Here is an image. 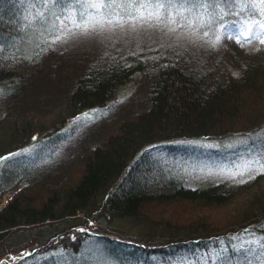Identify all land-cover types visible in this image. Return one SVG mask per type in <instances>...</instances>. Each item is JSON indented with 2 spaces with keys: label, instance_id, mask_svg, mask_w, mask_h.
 Masks as SVG:
<instances>
[{
  "label": "trees",
  "instance_id": "16d2710c",
  "mask_svg": "<svg viewBox=\"0 0 264 264\" xmlns=\"http://www.w3.org/2000/svg\"><path fill=\"white\" fill-rule=\"evenodd\" d=\"M28 4V0H0V91L5 93L2 97L0 93V103L5 98L10 101L6 113L0 116V203L16 189L0 208V259L13 253L26 256L24 260L33 259L51 253L57 246L76 254L90 238L111 248L112 264H155L148 262L154 256H159L163 264H240L241 260L264 264V169L246 171L235 181L213 178L195 185L190 182L194 176L183 178L184 170L154 169L152 156L146 153V147L154 143L211 139L237 130L236 124L247 119L264 100V62L248 66L234 78L212 75L206 66L191 63L176 52L154 60L133 53L131 58H112L72 76V83L56 101L49 90L29 92V72L24 76L15 71L32 65L35 49L28 51L32 44L28 36L42 19L28 17ZM137 77L149 89L148 109L120 124L102 148H93L73 183L64 177H46V172L37 167V159L24 161L19 157L30 140L57 139L70 117L108 104ZM55 82L60 86V80ZM26 83H30L29 90L20 94ZM250 124L243 130L251 131L255 123ZM263 142L252 144L264 153ZM20 180L27 185L15 188ZM36 182L46 185L39 190ZM234 202L236 210L225 212V226L218 224L223 213L216 208ZM153 207L166 212L155 223L158 226L150 224L159 232H148L137 239L103 227L113 221L148 224L147 212ZM89 218L97 225L92 230ZM45 225L50 228L44 229L43 235L30 234L31 243H36L32 248H8L12 233H30ZM57 225L65 226L58 229ZM81 228L90 230L82 232ZM240 232L252 233L259 244L249 240L238 247L222 245L226 238ZM106 233L114 236L109 234L112 238H107ZM95 261L101 263L102 258ZM71 262L77 264L74 259Z\"/></svg>",
  "mask_w": 264,
  "mask_h": 264
},
{
  "label": "rangeland",
  "instance_id": "374dc122",
  "mask_svg": "<svg viewBox=\"0 0 264 264\" xmlns=\"http://www.w3.org/2000/svg\"><path fill=\"white\" fill-rule=\"evenodd\" d=\"M243 2L244 0H238L237 6L232 7L231 11L235 13L239 8V4ZM248 2L252 3L253 0H248ZM255 3L257 5L255 9L245 8L239 15H229V7L223 4L216 11L227 22L246 20L251 24L253 17L264 21V15H262L264 5L259 4V0H255ZM58 6L53 8L49 5L47 8H38L31 3L28 4V17L38 16V13H43L44 15L46 11H49L50 15L48 13V15H44L45 17L43 15L38 16L42 19L38 22L34 32L28 36V42L32 43L29 45L32 48L28 46V51L29 49L30 51L35 49V55L30 58L32 65L26 66L25 64L23 70L15 69L19 75L23 73L25 76L29 72L30 80L32 81L31 87L34 86V88H31L30 83H26V86L23 84V89L18 91L20 94L26 93L29 87V92L32 93L39 90V94H42L49 90L54 93V100L59 101L57 99L63 92L62 90L72 83V76H77L79 73L87 71L90 69V65H97L102 62L107 63L112 58H131L134 55L133 53H136V56L145 55L148 60H154V58L159 56L165 57L166 55L169 57L173 52H176L185 55L187 61L191 63L199 62L201 65L206 66L205 68L212 75L219 76L224 74L234 78L238 77L248 66L264 62V42H262L264 40V29H259L262 33L260 37L251 38L249 36L251 42L242 44L238 43L235 38H227L223 34L222 26L216 23L211 26L205 24L197 30L195 17L187 10H184L182 15L192 20L190 26L187 21L182 20L176 14L175 9L172 10V18L176 22L167 23L164 19L167 15V10L164 9L161 10L162 20L160 23H156L155 20L150 22L126 20L123 26L119 24L106 25L104 30L89 32L86 35L79 33L76 35L69 34L66 37L62 36L61 40L55 41L57 29L60 27V22L55 17L62 14V8ZM52 9L53 11H51ZM119 11L122 16L127 14L124 9ZM208 11L212 12L213 9L209 8ZM76 14L78 17V11ZM205 20H207V17H205ZM64 23L68 24L69 22L65 20ZM73 31L76 30L73 28ZM205 31L208 32L207 36L203 35ZM216 32H220L221 40L213 45L215 40L214 33ZM245 32L247 35L246 29ZM58 79L60 80V86L55 82L59 81ZM0 93L1 97L5 94L1 91ZM6 93L9 95L13 94L12 96L17 94ZM61 101L63 102L62 97ZM9 102V98L1 101L0 116L6 113L9 108ZM149 103V89L145 82L143 80L140 82L137 77L132 83L126 84L123 90L108 104L100 108L81 110L80 113L70 117L63 125L57 139L41 142L44 139L30 138L32 140L29 139L28 147L21 150L19 157H22L21 159L24 161L37 159L39 161L37 167L46 172L44 174L46 177H64L71 184L79 177L78 175L84 167L83 163L91 155L93 148H102L105 141L114 134V130L120 124L134 120L136 116L148 109ZM262 116H264V100L259 107L253 109L249 114L247 118L249 121L244 119L242 123L236 124V132H227L211 139L207 137L200 139L182 138L168 141L167 144L164 142L161 145L154 143L146 147V153L150 152L154 169L160 168L164 170V168L170 167L171 170L175 171L177 169L178 171L184 170L183 178L188 179L191 175L194 176L190 182L195 185H203L206 180L213 178L227 181L233 179L235 181L241 177L243 178L244 174H239L242 171V166L249 162L250 158L255 159L258 154L263 152L257 144H252L255 141L259 142L260 140V143L264 141V117ZM250 123H255L253 129L251 131L243 130L245 129L244 126L251 125ZM39 136L41 135L39 134ZM14 164L17 165L15 162ZM36 183H38L39 190L41 185H46L42 182ZM25 185H27V182L20 180L15 188L24 187ZM13 191L2 198L0 208L10 201L14 194ZM236 202L239 203V201ZM236 202L225 208H216V211L223 213L216 221L218 224L225 226V212L236 210ZM163 211L164 209L162 208H150L147 212L148 224L113 221L107 224L104 223L103 225L106 226L103 227L111 228L128 238L138 239L148 232H159V229L154 226H158L155 223L163 219L161 215L166 213ZM142 216H145V214L142 213ZM88 220L89 228L91 230L94 229L97 225L91 218ZM150 224L154 226H150ZM64 226L57 225L56 228L64 229ZM49 228L50 226L45 225L30 231V233H26L25 230L16 231V233H12L8 248L11 249L14 246H29L32 248L36 243H31L33 240L31 236L33 234L43 235L44 229L47 230ZM89 228H81L79 230L84 232L89 231ZM30 234L32 235L30 236ZM106 234L107 238L108 236L109 238L114 236L111 233ZM71 236L73 240L76 239L74 233ZM249 240H252L251 242L256 245L260 242L252 233L248 232V234H245L240 232L237 235L226 238L222 241V245L226 243L231 247H238V245L248 243ZM83 245L84 247L76 254L65 251L66 248L57 246L50 251L51 253L41 256L37 255L33 259L24 260L26 256L22 257L19 253H13L12 256L3 255L0 259V264H68L67 261L73 264L71 262L73 259L77 264H112V261L109 260L111 248L106 246L103 241L96 242L89 238ZM19 249H15V252H18ZM1 250L2 246L0 247V252ZM97 257L102 258L101 263L95 261ZM105 257L106 261H104ZM240 257L238 256L237 261ZM174 261L172 260L173 263ZM148 262L163 264L159 256L152 257ZM221 262L225 264L223 261H218L217 264H221ZM143 263L145 262H137L136 264ZM240 264L248 263L241 260Z\"/></svg>",
  "mask_w": 264,
  "mask_h": 264
},
{
  "label": "snow or ice",
  "instance_id": "6c2138e0",
  "mask_svg": "<svg viewBox=\"0 0 264 264\" xmlns=\"http://www.w3.org/2000/svg\"><path fill=\"white\" fill-rule=\"evenodd\" d=\"M28 2L34 7L47 8L51 5L55 8L57 5L61 6L62 14L55 17L60 22L55 41H59L62 39V36L66 37L69 34L76 35L79 33L86 35L89 32L104 30L106 25L119 24L123 26L126 20L132 22H150L155 20L156 23H160L162 20L161 10L164 9L167 10V15L164 19L169 24L176 22L172 18V10L175 9L176 14L182 20L187 21L190 26L192 20L182 15L183 11L187 10L195 17L197 30L205 24L211 26L216 23L222 26L223 34L227 38H235L238 43L242 44L251 42L249 36L251 38L260 37L262 33L259 29H264V21L255 19L254 17L251 24L246 20L227 22L216 11L223 4L229 7V15H239L245 8L255 9L257 7L255 0L252 3L244 0L243 3L239 4V8L235 13L231 11V8L237 6L238 0H154V2L153 0H28ZM259 4L264 5V0H259ZM209 8H212L213 11L209 12ZM120 9H124L127 14L122 16L119 11ZM77 11L79 13L78 17ZM37 15L41 16L43 13H38ZM262 15H264V10H262ZM205 17H207V20H205ZM65 20L69 23L65 24ZM73 28L76 31H73ZM203 35L207 36L208 32L205 31ZM214 35L215 40L213 41V45L221 40L220 32H216ZM252 169H264V153L258 154L255 159L250 158L249 162H246L242 166V171L239 174L243 175L244 172L251 171Z\"/></svg>",
  "mask_w": 264,
  "mask_h": 264
}]
</instances>
